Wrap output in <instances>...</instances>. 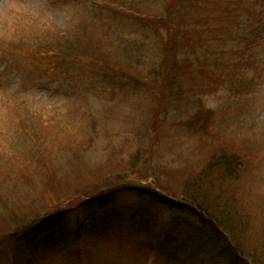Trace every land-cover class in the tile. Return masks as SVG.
<instances>
[{"label": "rangeland", "instance_id": "rangeland-1", "mask_svg": "<svg viewBox=\"0 0 264 264\" xmlns=\"http://www.w3.org/2000/svg\"><path fill=\"white\" fill-rule=\"evenodd\" d=\"M222 153L245 160L241 240L264 258V0H0V264H14L19 223L55 212L70 234L113 212L124 224L33 264H155L122 239L129 213L199 235L200 219L156 197ZM87 175L127 186L87 204Z\"/></svg>", "mask_w": 264, "mask_h": 264}, {"label": "trees", "instance_id": "trees-1", "mask_svg": "<svg viewBox=\"0 0 264 264\" xmlns=\"http://www.w3.org/2000/svg\"><path fill=\"white\" fill-rule=\"evenodd\" d=\"M213 159H215L213 163L209 166L206 164L199 174L185 182V189L180 195H175L183 202H176L160 194L156 197L158 200L166 201L171 208L181 211L188 209L194 218L200 219L203 230H200L199 235L191 232L199 231L201 227L194 229L190 225L174 223L170 230L169 226L160 225L153 214L145 216V221L140 223L136 217L140 211H131L127 223H133L135 228L132 230L129 226L130 231L122 239H130L142 245L143 248L147 247V252L153 255L155 264H185L187 259L190 261L189 264H222L221 260L225 258L231 260L229 264H240V261L243 264L245 257L248 256L254 259L255 263L260 264L264 259L263 256L259 258L256 251L254 255L241 240L242 235L247 232L250 219L248 220L245 215L248 213L247 205L244 203L246 194L238 195L237 187L232 180L237 177L245 160L240 155L228 153H222ZM87 176L94 179L87 180L88 189L82 196V198L86 197L88 192L92 194L86 197L91 198L87 204L96 201L99 204L97 206L103 207L114 200L119 191L127 186L123 185V182L117 184L114 180L100 181V177ZM116 179L124 180L125 178L119 176ZM127 180L124 181L125 184L134 181L129 177ZM138 185L132 186L144 192L146 186L142 183ZM238 187L240 190V186ZM78 194L76 189L75 195L80 198ZM61 198L67 201L62 194H60ZM65 216L64 212H55L36 221L34 219L19 223L22 232L11 233L10 239L15 240L16 247L7 253L13 258L11 260L14 264H23V262L33 264L41 257L45 258L49 255L59 257L71 250L79 251L88 239L109 236L114 231V225L124 224L120 221L121 217L113 212L106 218L93 216L88 226L81 222L76 232L70 234ZM157 224L162 227V230L157 229ZM3 234L0 233V236ZM229 237L233 239V243L230 242ZM192 245L197 247L196 251L192 250ZM24 258L30 259V262H26Z\"/></svg>", "mask_w": 264, "mask_h": 264}]
</instances>
